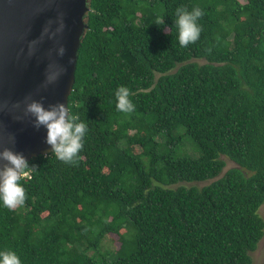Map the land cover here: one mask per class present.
<instances>
[{"label":"trees","instance_id":"16d2710c","mask_svg":"<svg viewBox=\"0 0 264 264\" xmlns=\"http://www.w3.org/2000/svg\"><path fill=\"white\" fill-rule=\"evenodd\" d=\"M88 7L68 98L88 126L83 148L70 164L29 160L24 204H0V251L22 264H252L264 235V0ZM178 7L203 11L187 47ZM120 86L131 113L116 108ZM184 139L198 156L179 153ZM222 156L238 167L222 173ZM108 235L114 254L101 250Z\"/></svg>","mask_w":264,"mask_h":264},{"label":"water","instance_id":"95a60500","mask_svg":"<svg viewBox=\"0 0 264 264\" xmlns=\"http://www.w3.org/2000/svg\"><path fill=\"white\" fill-rule=\"evenodd\" d=\"M88 11V0H0V151L11 148L28 161L51 152L46 129L35 126L26 105H68ZM61 20L63 31L51 35ZM49 64L65 69L54 84L45 80Z\"/></svg>","mask_w":264,"mask_h":264},{"label":"clouds","instance_id":"9594fccd","mask_svg":"<svg viewBox=\"0 0 264 264\" xmlns=\"http://www.w3.org/2000/svg\"><path fill=\"white\" fill-rule=\"evenodd\" d=\"M176 26L178 28V43L182 47L196 42L201 34L200 18L203 11L198 7L188 10L185 7H178L175 10ZM163 20H157V24H163ZM63 22H59L56 33L63 31ZM44 29V34H48ZM64 47L61 45L58 54H64ZM53 68L57 70L53 71ZM62 66L49 64L45 80L47 84H54L63 75ZM130 92L125 86H120L115 92L116 108L124 113L134 111L135 105L129 99ZM26 112L34 119L36 127L46 129V143L50 146L51 154L65 163H73L83 148L84 137L88 131L87 124L74 115L72 110L65 103H55L45 108L44 105L33 100L26 105ZM0 161H4L0 167V204L8 209L22 206L25 202V187L20 182L22 177L28 174L31 168L29 161L23 154L14 152L11 148H4L0 151ZM0 264H22L18 254L11 250L0 251Z\"/></svg>","mask_w":264,"mask_h":264},{"label":"rangeland","instance_id":"374dc122","mask_svg":"<svg viewBox=\"0 0 264 264\" xmlns=\"http://www.w3.org/2000/svg\"><path fill=\"white\" fill-rule=\"evenodd\" d=\"M198 61L200 63L204 62L203 60H198ZM179 153L192 157H196L199 155V151L197 150V148L192 144V142L188 141L187 139L183 140L182 145L179 148ZM222 159L226 161V166L223 169L222 173H224L229 168L238 167L237 164L230 161L227 157L222 156ZM211 181L212 180L202 181V182H192V183H180V184H184L186 186L196 185L198 187H201L203 185L210 183ZM175 186L176 185H174L173 187ZM259 214L264 219V204L259 208ZM118 246H119V242L117 236L108 235L105 238V240H103L102 242L101 250L102 252L110 251L111 254H114ZM251 257H252V264H264V235L259 241L257 249L251 253Z\"/></svg>","mask_w":264,"mask_h":264}]
</instances>
